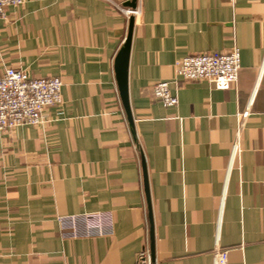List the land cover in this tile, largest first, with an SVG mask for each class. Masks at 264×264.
Segmentation results:
<instances>
[{"label": "crops", "instance_id": "0c3cea01", "mask_svg": "<svg viewBox=\"0 0 264 264\" xmlns=\"http://www.w3.org/2000/svg\"><path fill=\"white\" fill-rule=\"evenodd\" d=\"M131 17L132 129L113 73ZM234 48L227 90L176 74ZM7 69L62 90L42 126L0 130V264H264V0H25L0 22Z\"/></svg>", "mask_w": 264, "mask_h": 264}, {"label": "built area", "instance_id": "2783aa9c", "mask_svg": "<svg viewBox=\"0 0 264 264\" xmlns=\"http://www.w3.org/2000/svg\"><path fill=\"white\" fill-rule=\"evenodd\" d=\"M25 0H0V22L5 18V8L21 7ZM133 15V12H130ZM240 69L238 49L228 54H201L181 60L176 74L186 83H206L217 90H227L235 85ZM62 83L57 78L29 79L24 72L7 69L0 77V130L7 131L24 126L40 127L44 110L61 103ZM153 97L164 108L177 104L167 83L153 88ZM248 116L247 112L237 114L238 124ZM238 154L237 142L233 144L230 161ZM149 264V263H148ZM212 264H227V254L216 251Z\"/></svg>", "mask_w": 264, "mask_h": 264}, {"label": "water", "instance_id": "95a60500", "mask_svg": "<svg viewBox=\"0 0 264 264\" xmlns=\"http://www.w3.org/2000/svg\"><path fill=\"white\" fill-rule=\"evenodd\" d=\"M133 24H134V18L131 17L128 22V29H127V36L126 39L120 48V50L117 52L114 62H113V73H114V80L117 86L119 99L121 102V105L123 107V110L125 112L127 122L129 124V127L132 129L133 122L131 119V114L129 110V97H128V84H127V71H128V63H129V54H130V47H131V40H132V31H133ZM143 172H144V165L142 166ZM144 188H145V194L148 195V187H147V179L146 175H144ZM153 229L151 227L150 231V250L151 255L153 253L152 247H153ZM151 259V257H150Z\"/></svg>", "mask_w": 264, "mask_h": 264}]
</instances>
